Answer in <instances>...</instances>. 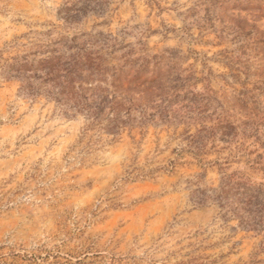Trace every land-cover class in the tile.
<instances>
[{
  "label": "rangeland",
  "instance_id": "obj_1",
  "mask_svg": "<svg viewBox=\"0 0 264 264\" xmlns=\"http://www.w3.org/2000/svg\"><path fill=\"white\" fill-rule=\"evenodd\" d=\"M68 1L0 0V263L264 264L262 235L190 200L191 182L207 173L217 185L212 164L234 150L196 158L187 140L195 125H152L114 142L84 137V117L23 94L3 66L49 40L104 33L141 55H173L197 79L188 90L198 99L212 90L218 113L241 124L264 114V0H220L210 18L206 0H104L103 13L74 25L59 17ZM246 160L222 167L263 179Z\"/></svg>",
  "mask_w": 264,
  "mask_h": 264
},
{
  "label": "trees",
  "instance_id": "obj_2",
  "mask_svg": "<svg viewBox=\"0 0 264 264\" xmlns=\"http://www.w3.org/2000/svg\"><path fill=\"white\" fill-rule=\"evenodd\" d=\"M222 1L206 0L209 18ZM240 1L246 7L261 0H233L235 4ZM107 6L108 1L104 0H69L59 11V17L67 25H74L90 12L103 13ZM241 31L235 29L233 33ZM10 61L3 65L5 78L17 80L20 92L28 97H46L69 117H84V137L96 131L114 142L127 131L152 125H195V132H188L187 140L196 158L214 150H234L224 163H210L217 165L220 172L217 185L207 184V173L191 182L196 189L190 200L196 208L216 205L223 221L235 219L241 228L264 239V178L258 181L245 171L229 172L222 167L245 155L250 170L264 175V114L241 124L226 119L223 111L218 113L223 106L212 96V90L211 95L200 94L201 99L197 98L199 94L188 90V84L197 79L178 68L173 55L165 57L146 50L141 55L133 45L120 44L104 33L62 36L38 44L35 50ZM257 86L263 92L261 85ZM237 99L247 106L246 99ZM220 143L225 147L220 148ZM251 146L257 150L248 151ZM213 263L197 259L191 262Z\"/></svg>",
  "mask_w": 264,
  "mask_h": 264
}]
</instances>
